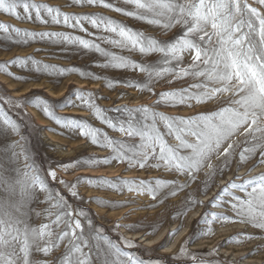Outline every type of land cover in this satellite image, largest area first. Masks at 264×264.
Wrapping results in <instances>:
<instances>
[{"label": "rangeland", "instance_id": "rangeland-1", "mask_svg": "<svg viewBox=\"0 0 264 264\" xmlns=\"http://www.w3.org/2000/svg\"><path fill=\"white\" fill-rule=\"evenodd\" d=\"M34 2L60 8L62 12L71 15L104 16L134 31L144 32L163 41H172L183 33V29L179 26L163 32L159 26L105 8L103 5H76L73 0H34ZM105 3H112L114 8L120 7L125 11L134 10L133 5L125 4L123 0H105ZM249 3L264 11V7L256 5L254 0H249ZM44 15L46 16V13ZM23 17L22 8H17L15 16L0 9V23L12 25L14 28L36 32L61 31L81 36L144 65L156 64L159 60L158 54L145 56L136 51L115 48L97 39L100 36L112 38L116 36L114 33L94 28L87 22L84 23L87 29L85 32L63 25L41 23L35 20L34 14L31 20ZM16 58H34L41 64L52 67L37 71V66L31 62L25 66L11 65V61ZM5 62L9 63V68L8 74L0 68V97L4 100L11 98L22 105L19 108L8 105L4 107L8 115L21 125V135L24 140L21 141L20 135L14 132L0 130V174L15 181L22 179L23 173L28 171L25 167V152L20 148L15 149V152L19 153L17 159L11 149L12 145L20 142L31 157L27 163L34 162V167L46 177L54 193L62 195L74 212L81 209L86 211L96 229H103V235L119 244L121 249L132 257L143 260L144 264H196L193 255L206 264H264V229L252 223L241 222L236 212L232 210V204L235 203L233 196L247 198V192L251 191L252 186L231 189V195H225L224 201L219 206L213 203L218 195H222L221 189L231 182L246 184L248 180L264 174V163H261L264 153L258 146L251 155L246 154L245 160L240 159L241 151L257 143L251 137H247L243 130L229 141L235 142L236 147L228 162L225 163L222 156L219 159L214 156L209 161L214 168L202 169L196 173L194 180L166 169L151 159L144 168L139 166L130 168L127 160L112 159L111 163L101 164L99 167L81 165L65 170L63 165L69 162L86 160L89 157L111 158L112 150L91 144L79 130L58 125L54 119L47 117L40 108L34 106L37 100H47L56 115L86 121L107 133L112 139L137 149L140 138L127 136L118 130L120 123L127 126L129 115L123 111L126 107H150L165 115L187 118L230 106L228 102L231 93H225L222 97L217 94L218 99L201 104L192 101L191 106L158 103L159 93L188 88L193 83L202 82V78L183 77L172 80V83L168 82L170 77L165 78L158 81L150 92L140 87L147 78L139 69L104 67L107 58L94 50L84 49L79 45L54 43L48 39L24 44L16 39H7L0 31V65ZM187 62H190V57H186L183 66L186 67ZM60 69L65 71H59ZM81 73L85 75L82 76ZM77 90L92 93L96 105L107 110L104 114L117 124V128L113 129L104 124L93 110L86 107L76 96ZM69 100L73 101L75 106H71ZM133 115L136 121L142 120V113ZM2 122L3 118L0 117V124ZM157 126L162 132H166L162 125ZM256 135L258 137L259 133ZM165 139L169 143L175 142L171 136H166ZM50 171L57 172L56 179L48 175ZM209 172L213 174L210 176ZM82 176L105 177L113 181L118 178L149 182L165 180L168 183L158 189L155 198L147 191L129 192L126 186L124 190H120L108 186L96 187L83 181L77 185L78 194L73 197L68 188L60 183L61 180L69 184L75 183L77 178ZM178 185L185 186L181 188L177 187ZM18 199V192L16 195H11L0 186V201L5 202L3 211H13L15 214V210L9 205ZM98 200L104 203H97ZM49 207L45 193L37 187L33 198L20 209V213L25 214L23 218H26L31 227H39L54 219L46 214L45 210ZM37 212L41 215L37 216ZM213 213L229 216L232 219L231 221L216 220ZM80 219L87 230L84 218L80 217ZM205 219L208 221L207 224L204 222ZM141 236L148 238L154 244L147 243ZM126 240L132 241L134 246L129 248L125 243ZM65 244L66 241L59 249H53L48 255L33 252L32 257L55 264V261L62 257ZM92 244L95 245L96 241L93 240ZM170 245H173V248L167 251ZM105 247L101 241L99 250L95 247L92 249L93 264H101L103 258L101 253Z\"/></svg>", "mask_w": 264, "mask_h": 264}, {"label": "snow or ice", "instance_id": "snow-or-ice-1", "mask_svg": "<svg viewBox=\"0 0 264 264\" xmlns=\"http://www.w3.org/2000/svg\"><path fill=\"white\" fill-rule=\"evenodd\" d=\"M123 2L133 5L134 10L114 8L112 3H105V0H73L76 5H103L105 8L123 12L127 16L159 26L163 32L179 26L183 29L182 35L172 41H163L144 32L134 31L104 16L71 15L62 12L60 8L36 3L34 0H0V9L15 16L17 8H22L24 19L31 20L34 14L35 20L41 23L63 25L85 32L87 29L84 23L87 22L94 28L114 33L116 38L100 36L97 39L115 48L136 51L145 56L158 54L159 60L156 64L138 63L101 47L99 43L66 32L28 31L4 23H0V31L7 39H16L24 44L48 39L54 43L79 45L84 49L94 50L107 58L104 67L139 69L147 78L140 87L150 92L158 81L165 78H171L168 80L169 83L183 77L202 78V82L193 83L188 88L159 93L158 103L191 106L192 101L201 104L218 99L225 93H231L228 102L230 106L187 118L165 115L150 107H126L123 111L129 115L127 126L120 123L118 130L127 136L140 138L139 147L132 149L86 121L56 115L47 100H37L34 106L40 108L47 117L54 119L58 125L79 130L91 144L112 150L111 158L89 157L86 160L69 162L63 165L65 170L81 165L99 167L101 164L111 163L112 159L127 160L130 168L136 166L144 168L151 159L166 169L194 180L196 173L202 169L214 168V165L209 163L214 156L217 159L222 156L224 162H228L236 147L235 142L229 141L241 130L257 143L241 151L240 159L245 160L246 154L251 155L257 146L264 153V11L253 6L249 0H123ZM254 3L264 7V0H254ZM186 57H190V62H187L185 67L183 65L186 63ZM29 62L37 66V71L52 67L41 64L34 58H16L11 61V65L25 66ZM0 68L8 74L9 63L5 62ZM76 96L86 107L93 110L104 124L113 129L117 128V124L104 114L107 110L96 105L92 93L77 90ZM69 104L75 106L71 100ZM5 105L16 108L22 106L11 98L4 100L0 97V117L3 118L0 130L14 132L20 135L23 141L21 125L8 115ZM134 113H142V120L136 121ZM158 124L162 125L166 132H162ZM166 136L173 137L175 142L169 143L165 139ZM17 148L25 152V167L28 171L23 173L22 179L15 181L0 174V186L11 195H16L17 192L19 195V199L9 205L15 210V214L13 211H3L5 202L0 201V264H49V261L33 258L32 253L48 255L53 249H59L65 241L63 255L55 264H93L92 249L95 247L99 250L101 241L106 246L101 253L103 257L101 264H144L143 260L132 257L127 251H123L119 244L103 235V229H96L86 211L81 209L74 212L65 198L59 193H54L49 187L46 177L34 167V162L27 163L31 157L20 142L11 146L13 155L19 158V153L15 152ZM261 163H264V157ZM212 174L208 173L210 176ZM48 175L52 179L57 178L56 171H50ZM82 181L96 187L108 186L124 190L126 186L129 192L147 191L153 194V198L158 189L168 183L165 180L149 182L119 178L113 181L105 177L87 176L78 177L75 183L69 184L63 180L60 183L75 197L78 194L77 185ZM248 185L252 188L247 192V198L233 196L235 203L232 204V210L236 212L241 222L252 223L264 229V174L248 180L246 184L231 182L221 189L222 195H218L213 203L219 206L225 195H231V189L246 188ZM37 187L45 193L50 205L45 210L47 216L54 219L39 227H31L26 218H23L25 214H21L20 209L33 198ZM97 203L104 202L98 200ZM36 215L40 216L41 213L37 212ZM212 215L216 220L232 219L225 215L215 213ZM80 217L84 218L87 230ZM204 222L207 224V219ZM93 240L96 241L95 245L92 244ZM125 243L129 248L134 246L130 240H126ZM193 260H196V264H206L194 255Z\"/></svg>", "mask_w": 264, "mask_h": 264}, {"label": "bare ground", "instance_id": "bare-ground-1", "mask_svg": "<svg viewBox=\"0 0 264 264\" xmlns=\"http://www.w3.org/2000/svg\"><path fill=\"white\" fill-rule=\"evenodd\" d=\"M142 237V239L144 240V241H146L147 243H149V244H154V243H152V241H150L148 238H146V237H144V236H141ZM173 248V245H170V246H168L167 247V251L168 250H171Z\"/></svg>", "mask_w": 264, "mask_h": 264}]
</instances>
